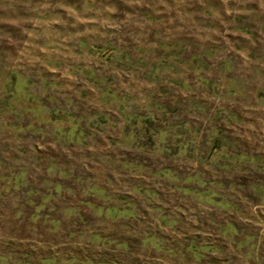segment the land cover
Wrapping results in <instances>:
<instances>
[{
  "label": "rangeland",
  "instance_id": "374dc122",
  "mask_svg": "<svg viewBox=\"0 0 264 264\" xmlns=\"http://www.w3.org/2000/svg\"><path fill=\"white\" fill-rule=\"evenodd\" d=\"M123 51L141 62L115 64ZM157 63L170 66L156 82ZM8 71L0 264H264V0H0V96ZM91 72L122 100L105 106ZM152 102L168 109L155 126L175 128L168 153L148 133L133 148L138 127L125 129L121 107L145 114ZM81 129L85 141L55 142ZM127 205L134 220L97 212ZM191 245L203 260L183 254Z\"/></svg>",
  "mask_w": 264,
  "mask_h": 264
},
{
  "label": "trees",
  "instance_id": "16d2710c",
  "mask_svg": "<svg viewBox=\"0 0 264 264\" xmlns=\"http://www.w3.org/2000/svg\"><path fill=\"white\" fill-rule=\"evenodd\" d=\"M113 59H114L113 62L115 64L121 63L123 65H129V64H133V63L139 64L141 62V60H140V62L139 61H133V57L131 56V54L128 53V52H124V51L120 52V54L119 53L116 54ZM166 65H169V64H166V63L152 64L150 66L151 70L148 73L149 79L151 81H156L157 82L159 74L162 73L161 72V66L162 67L163 66L168 67ZM90 75H91V82H92V84L94 86V90L103 99H105V101H103L102 103L105 106H107V104L110 103V101H112L114 98L117 97L116 96L117 93L115 91L109 90V88L106 87V81L101 75H99V74L98 75H94L93 72H91ZM16 79H17V75H16L15 71H8L3 76L5 95L0 96V112H1V114L6 113L7 110L10 109V102H11L12 98H15V95H16V88H15ZM183 88H185L187 90L186 86H184V85H183ZM7 94L10 96V98H6L5 97V96H7ZM30 95L31 94H28V96H27V98H25V100L26 99L27 100L32 99ZM84 96H86V95H84ZM124 96H126V94ZM108 98H111V100L109 101ZM119 98H116L114 100H118ZM119 100H122V99L120 98ZM67 104H69V103L67 102ZM194 105H195V109H198V111H201L202 109H204V107L202 105H200L199 103H197V102H194ZM41 107H43V106H41ZM157 108L159 109V111H165L163 114L167 113L166 112L168 110L167 108H165L162 104H157L155 102L150 103V110L148 112H146L145 114H140L138 112H135V113L134 112L133 113L127 112L128 105L121 107V114H122V116H124V118H126V122H127V125L125 126V129H126V127H131L133 125L138 127V130L135 131L137 133L135 135V137H134L135 140L132 143V145H133L132 147L133 148L138 149L139 142L141 140H143L145 134L148 133V134L152 135V138H151L152 143H153V141L155 142V140H154L155 138H159V140H160L163 137V139L160 140V142L162 144V147L165 149V152H167V153L169 152L168 149L171 148V144H170L171 142H170V140L168 138L173 136L172 130L175 129V128H174V126L173 127L167 126L166 128H159V127L157 128L155 126V124H156V122L158 120L157 112H155V110ZM130 110H131V108H130ZM66 112H67L66 113L67 115H65V116H67L66 119L72 120L74 122V125L76 126V129H77L79 127V123L75 122V120L77 119V116L72 115V114L70 115L69 113H71V111H66ZM58 113H59V111H58ZM53 116H59L57 114V111H55L53 113ZM105 118H106V115L104 113H102L100 111L99 112H93L91 115H89L90 122H88L85 126H88V125L92 124V121H94V120L103 121ZM186 124H184L182 122H180V123L176 122V125H175L176 128H177L176 130H178L181 133V137L183 136L184 138H185V136L187 137V135H189L191 133L187 128H185ZM97 126H99V125H97ZM83 132H85V130H83V129H81L80 131L76 130L75 133H73V134H72V131H71L67 135V137L66 136L62 137L60 135L61 133H60V130H59L57 132L58 134L55 136L56 137L55 142L58 143V144H62V143H69V144L77 143L78 144L79 143L78 142L79 141L78 140L79 137L84 139V141L89 137V136L86 137V135H83ZM152 132H154V133H152ZM219 142H220L219 138H217V140H215V143L218 144ZM184 148H186V146H184ZM18 155L20 156L21 154H18ZM17 160H18V158H17ZM1 165H3L2 164V160H0V166ZM127 166L128 165H126L125 167L127 168ZM52 167H53V169L50 168L48 171H54V170L59 171L60 175H61V179L70 180L73 177L70 173L66 172L64 169H61V168L58 169L57 165L52 166ZM28 174H29V171L26 170V169H23V170H20V171L16 172L14 174V177H13L14 184L16 186L17 185L18 186H25L24 180H26L25 178H26V176ZM162 175L166 176L165 173L162 174ZM76 181L78 182L79 179H77ZM62 184H63L62 182H59L58 185H56L54 188H50V190L47 191V194H46V196L44 197V200H43V204L45 203V201L50 200L51 198L54 199L55 195H60L61 191H65L64 190V186ZM197 185H199V184H197ZM52 186L53 185L50 184L49 187H52ZM259 186H260V184H259ZM182 191H184L186 193L190 192L191 194H194L193 192L201 193L197 189L193 190V189H190V188H187V189L183 188ZM89 192L91 193L90 197H93L94 195L95 196H101V194L103 193V191L101 189H99V191H96L94 188L90 189ZM146 193L147 192H143V194H146ZM31 194L33 196L34 192H32ZM213 196H215V194H213ZM89 204L90 203H88V205ZM215 204L219 205L220 203L216 202ZM130 207H131L130 205H127L126 207H124V206L111 207L110 209L108 208L106 210H104V208L100 207L97 210V212L102 214V216L104 215V212H105V218L106 219H114L115 215H116V217H119L120 215H122L123 219H126L127 216L128 217L130 216V218L134 220L135 216L133 214V211L131 209H129ZM145 241H148V238L145 239L143 242H145ZM204 249L205 248L198 249V248H196L195 246H192V245L191 246H186V249L184 250L183 254L190 253L192 255V259H194L196 261H201V260L204 259V256L201 254V253H203Z\"/></svg>",
  "mask_w": 264,
  "mask_h": 264
}]
</instances>
